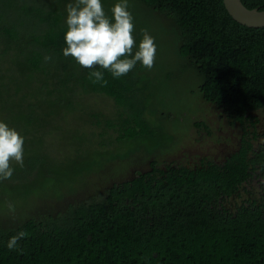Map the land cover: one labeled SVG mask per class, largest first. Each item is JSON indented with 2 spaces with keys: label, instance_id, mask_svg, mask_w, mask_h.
Wrapping results in <instances>:
<instances>
[{
  "label": "trees",
  "instance_id": "trees-1",
  "mask_svg": "<svg viewBox=\"0 0 264 264\" xmlns=\"http://www.w3.org/2000/svg\"><path fill=\"white\" fill-rule=\"evenodd\" d=\"M140 1L171 20L202 97L241 125L240 146L220 163H160L153 155L177 141L153 118L142 62L114 78L65 57L75 0H0V121L25 139L24 166L0 181V264H264V27L237 22L223 0ZM242 1L264 9V0ZM93 70L106 86L89 79ZM89 93L115 113L88 110ZM75 108L87 125L79 131L67 126ZM60 129H70L69 152L45 142ZM131 156L152 158V171L76 198L86 178ZM20 231L29 233L23 251L9 250Z\"/></svg>",
  "mask_w": 264,
  "mask_h": 264
},
{
  "label": "rangeland",
  "instance_id": "rangeland-1",
  "mask_svg": "<svg viewBox=\"0 0 264 264\" xmlns=\"http://www.w3.org/2000/svg\"><path fill=\"white\" fill-rule=\"evenodd\" d=\"M40 1L47 3L53 0ZM120 2L122 0H101L102 6L112 18H114L112 8ZM128 5V11L134 17L133 35L141 42L144 32L147 31L155 38L154 42L157 45L154 66L151 70L146 68L144 74L152 97L153 118L157 122L160 120L166 122L177 141L171 148L158 151L153 158L158 159L160 163L182 157L195 160L196 156L201 155L221 160L225 151L238 147L242 134L241 125L232 122L222 108L202 97L200 93L202 76L179 54V33L171 20L148 8L140 0H128ZM0 8H5V5L1 4ZM8 63L5 61L4 66L8 67ZM81 98L84 104L89 105L88 110L93 113L113 115L116 111L114 103L103 96L89 93L81 94ZM79 112L82 113L79 108H75L66 116V119L67 117L69 119L67 126L71 128V123L78 131L80 124H83V128L87 127L84 121L78 120ZM200 122L206 124L208 129L197 125ZM67 130L60 129L52 139L45 140L48 146L53 142V152L71 150L66 139L70 136V129ZM149 159V156L146 158L131 156L120 169L116 167L99 170L78 187L76 198L85 200L99 195L105 190L110 179L126 174L133 167H144Z\"/></svg>",
  "mask_w": 264,
  "mask_h": 264
},
{
  "label": "clouds",
  "instance_id": "clouds-1",
  "mask_svg": "<svg viewBox=\"0 0 264 264\" xmlns=\"http://www.w3.org/2000/svg\"><path fill=\"white\" fill-rule=\"evenodd\" d=\"M128 7V0L116 3L112 8L114 22H111L101 0H75L74 4L69 3L64 56L73 57L84 68L95 69L99 66L106 69L114 78L130 72L137 62H142L145 68L151 70L157 52L155 38L145 31L138 51L131 56L136 40L133 36L134 17ZM89 79L101 86L108 83L102 71H91ZM24 143V137L17 130L0 121V181L12 178L13 163L24 166ZM9 209L14 212V205L9 204ZM28 235L26 231L13 235L8 241L9 250L23 251L19 241Z\"/></svg>",
  "mask_w": 264,
  "mask_h": 264
},
{
  "label": "water",
  "instance_id": "water-1",
  "mask_svg": "<svg viewBox=\"0 0 264 264\" xmlns=\"http://www.w3.org/2000/svg\"><path fill=\"white\" fill-rule=\"evenodd\" d=\"M229 14L237 22L253 27H264V9L248 8L242 0H223Z\"/></svg>",
  "mask_w": 264,
  "mask_h": 264
},
{
  "label": "flooded vegetation",
  "instance_id": "flooded-vegetation-1",
  "mask_svg": "<svg viewBox=\"0 0 264 264\" xmlns=\"http://www.w3.org/2000/svg\"><path fill=\"white\" fill-rule=\"evenodd\" d=\"M209 102V101H208ZM238 146H240V143L238 144ZM236 149H233V150H227L224 152L223 156H222V159L219 160L217 159V157H210L208 155H201V156H196V159L195 160H191V159H186L185 157H182V158H178V159H174V160H169L168 163H175V164H182V165H189V166H195L197 163H199L201 161V159L203 158H210L212 159L213 161H215L216 163H220V162H223L225 161V157L229 156L231 153H233ZM153 159L150 158L146 165L144 167H133L130 169L129 172H127L126 174H123V175H120L119 177L117 178H112L109 180L108 182V185L106 186V188H109L111 187L113 184L115 183H122L124 181H127V180H130V179H133L135 176H136V173L138 171H142V172H145V171H152V166H151V163H152Z\"/></svg>",
  "mask_w": 264,
  "mask_h": 264
}]
</instances>
